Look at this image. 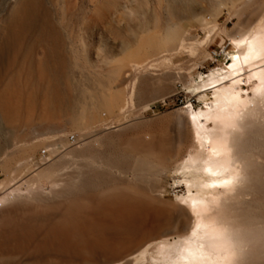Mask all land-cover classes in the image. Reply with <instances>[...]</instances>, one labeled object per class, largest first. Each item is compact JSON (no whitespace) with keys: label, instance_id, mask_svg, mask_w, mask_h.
I'll return each instance as SVG.
<instances>
[{"label":"rangeland","instance_id":"374dc122","mask_svg":"<svg viewBox=\"0 0 264 264\" xmlns=\"http://www.w3.org/2000/svg\"><path fill=\"white\" fill-rule=\"evenodd\" d=\"M15 2L0 0V37ZM38 14V26L20 32L13 51L0 54V179L6 181L0 197L19 189L8 206L48 212L50 222L68 208L82 227L95 228L87 231L89 241L101 239L110 248L187 231L188 211L178 201L184 187L174 172L191 139L186 105L203 106L193 89L198 76L225 66L232 51L227 39L264 19V0H38ZM177 28L184 38L180 49L156 47ZM46 58L60 76L59 106L50 110L41 74ZM142 60L151 61L137 65ZM112 92L120 94L122 109L100 107L95 120L81 118ZM47 136L53 141L42 140ZM35 141L38 147L25 160L19 148ZM52 143L58 154L51 153ZM44 148L49 158L42 157ZM6 158L8 166L1 163ZM55 160L72 170L36 177ZM68 174L77 181H59L64 186L54 189L52 181ZM262 195L255 210L264 215ZM0 258V264H104L105 254L48 252L39 258L24 251Z\"/></svg>","mask_w":264,"mask_h":264},{"label":"bare ground","instance_id":"6f19581e","mask_svg":"<svg viewBox=\"0 0 264 264\" xmlns=\"http://www.w3.org/2000/svg\"><path fill=\"white\" fill-rule=\"evenodd\" d=\"M38 24V0H16L0 37V54L8 55L15 48L19 33L36 28ZM180 30L171 31L165 42L156 47H164L165 52L180 49L184 39L179 38ZM227 40L232 46V51L227 52L228 62L223 67L210 69L205 76H198L200 81L193 86L203 106L194 109L190 104L186 105L191 139L185 147L186 156L176 164L174 172L179 174V182L184 187L178 201L181 202L179 207L185 205L188 211L187 231L158 236L135 247L133 244H114L110 248L109 242L104 240L89 241L93 235L87 231L95 228L91 225L82 227L78 215L68 208L60 212L61 220L50 222L48 212L28 207L23 211V207L14 204L8 206L9 195L19 191L12 188L0 197V206H7L0 212L4 220L0 227V256L26 251L39 258L48 252L74 253L81 257L102 251L104 264H260L264 256V215L256 214L255 208L262 204L264 193V144L261 142L264 137V19H259L244 34ZM48 59L42 63L45 67L40 68L50 110L59 106L55 103L60 100L61 90L57 87L60 76L56 66L50 67ZM149 61L142 60L137 65L143 66ZM37 84L41 85V82L37 81ZM102 97L81 118L86 119L87 115L89 121L95 120L100 107L108 110L114 106L124 107L120 94L112 92ZM4 110L0 108L1 113ZM75 121L74 126L78 127L80 122L76 118ZM52 138L47 136L42 140L53 141ZM52 144L51 153L58 154L59 145ZM143 146L148 148L151 144L143 143ZM37 147V141L23 144L18 152L26 160ZM2 148L0 143V152ZM46 150L48 155L43 158L50 156L49 149ZM95 155L99 156V151ZM1 163L8 166L11 158ZM64 167L57 160L52 161L42 167L36 177L51 178L60 169L63 174L72 170ZM206 168L222 175H209ZM65 176L62 180L52 181L54 189L64 186L59 181H77L75 174ZM15 179L12 178L14 182ZM224 180H235V183L229 187L209 186ZM5 182L0 181V187ZM2 262L4 260L0 258ZM6 264L13 263L7 261Z\"/></svg>","mask_w":264,"mask_h":264},{"label":"snow or ice","instance_id":"6c2138e0","mask_svg":"<svg viewBox=\"0 0 264 264\" xmlns=\"http://www.w3.org/2000/svg\"><path fill=\"white\" fill-rule=\"evenodd\" d=\"M205 172H207L209 175H212V176H220V175H222L221 172H213L211 168H206ZM233 183H235V180H224L222 183H213V184H211L209 186L213 187V188H216V187H229ZM193 235H195V232L193 233ZM201 247H203V245H201Z\"/></svg>","mask_w":264,"mask_h":264},{"label":"built area","instance_id":"2783aa9c","mask_svg":"<svg viewBox=\"0 0 264 264\" xmlns=\"http://www.w3.org/2000/svg\"><path fill=\"white\" fill-rule=\"evenodd\" d=\"M68 139H69L70 141H75V136H74V135H69ZM40 153H41L42 157H46L48 151H47L46 149H42V150L40 151Z\"/></svg>","mask_w":264,"mask_h":264}]
</instances>
